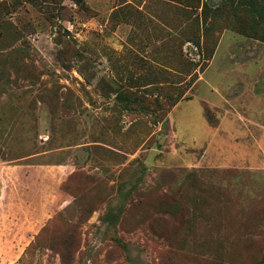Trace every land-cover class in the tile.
<instances>
[{"label":"rangeland","instance_id":"374dc122","mask_svg":"<svg viewBox=\"0 0 264 264\" xmlns=\"http://www.w3.org/2000/svg\"><path fill=\"white\" fill-rule=\"evenodd\" d=\"M258 106L264 0H0V264H264Z\"/></svg>","mask_w":264,"mask_h":264},{"label":"crops","instance_id":"0c3cea01","mask_svg":"<svg viewBox=\"0 0 264 264\" xmlns=\"http://www.w3.org/2000/svg\"><path fill=\"white\" fill-rule=\"evenodd\" d=\"M261 109V110H258ZM258 109L253 108V124L255 126H261L264 127V115L261 117H257L255 114L256 113H263L264 114V107L262 108L261 106H258ZM251 120V119H249ZM229 143H233L231 142V140H228V138L226 139L225 137L222 140H219V144L220 146L218 147V152H219V158L215 157L218 160H224V161H232L234 160L233 158H229L228 156L231 155H235L237 153V148L240 147V145L235 144V146H229ZM223 145V146H222ZM210 150V149H208ZM207 149L205 151H208ZM210 153V151H209ZM211 159H214L213 154L210 155Z\"/></svg>","mask_w":264,"mask_h":264},{"label":"trees","instance_id":"16d2710c","mask_svg":"<svg viewBox=\"0 0 264 264\" xmlns=\"http://www.w3.org/2000/svg\"><path fill=\"white\" fill-rule=\"evenodd\" d=\"M62 255H63V257H64L66 254L63 253ZM67 257H69V255H68ZM63 259H65V258H63Z\"/></svg>","mask_w":264,"mask_h":264}]
</instances>
